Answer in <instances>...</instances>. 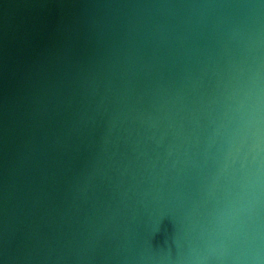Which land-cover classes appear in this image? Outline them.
<instances>
[{"label": "water", "instance_id": "water-1", "mask_svg": "<svg viewBox=\"0 0 264 264\" xmlns=\"http://www.w3.org/2000/svg\"><path fill=\"white\" fill-rule=\"evenodd\" d=\"M0 264H264V0H0Z\"/></svg>", "mask_w": 264, "mask_h": 264}]
</instances>
